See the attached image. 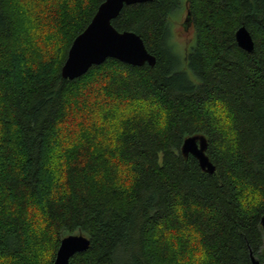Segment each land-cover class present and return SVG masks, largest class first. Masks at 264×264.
<instances>
[{
  "label": "trees",
  "instance_id": "1",
  "mask_svg": "<svg viewBox=\"0 0 264 264\" xmlns=\"http://www.w3.org/2000/svg\"><path fill=\"white\" fill-rule=\"evenodd\" d=\"M103 1L57 0L59 31L44 20L33 47L23 4L0 0V259L53 264L60 240L84 234L91 245L70 264L264 262V0L186 2L194 79L168 41L182 0L125 5L113 20L143 38L154 66L110 58L64 79L70 46ZM242 26L253 51L235 38ZM41 39L58 51L42 57ZM99 80L116 105L95 114L82 90ZM71 110L86 119L61 149ZM193 135L207 138L215 173L183 155Z\"/></svg>",
  "mask_w": 264,
  "mask_h": 264
},
{
  "label": "water",
  "instance_id": "2",
  "mask_svg": "<svg viewBox=\"0 0 264 264\" xmlns=\"http://www.w3.org/2000/svg\"><path fill=\"white\" fill-rule=\"evenodd\" d=\"M150 0H104L88 26L71 44L68 56L62 67V77L75 80L88 73L94 65H101L108 59H117L123 63L143 66L148 63L154 66L157 58L146 47L143 38L133 31H120L113 25V20L120 15L125 5ZM188 3V0H186ZM191 11L188 10L184 27L188 30L193 21ZM237 42L245 50L253 51L255 41L246 26L236 32ZM207 138L204 135H193L185 139L182 144V153L185 156L192 154L199 160L202 170L215 173L216 166L208 157ZM264 229V215L261 217ZM60 246L53 264H70L71 259L81 252H85L91 245V240L84 234H70L60 240ZM252 264H264L252 253Z\"/></svg>",
  "mask_w": 264,
  "mask_h": 264
},
{
  "label": "rangeland",
  "instance_id": "3",
  "mask_svg": "<svg viewBox=\"0 0 264 264\" xmlns=\"http://www.w3.org/2000/svg\"><path fill=\"white\" fill-rule=\"evenodd\" d=\"M19 1L21 2V4H23L22 7H23V13L25 17L24 20L30 31L29 33H31L32 38L35 39V41L33 40V43L31 46L35 47L34 45H36V42L38 41V38H39L38 35H41L39 29L44 23V20H50V22L52 23L51 24L52 28L57 26L53 31H56V30L59 31L60 20L58 19L59 21L58 22L56 19L58 18V14H57L58 12L57 10L55 11V6H54L57 0H19ZM182 1L183 3L180 4V7L176 9V13H174L173 17L170 19L171 26H169L170 34H169L168 41L170 42V44L173 47L174 52L176 53V55H178L180 59V62H181L180 68L182 69L184 68V70L189 72L191 79H194L195 76L189 70L187 66V63H188L187 59H188V52L191 49V46L194 44V40L192 41V38H194L195 36V28L194 26H192L193 23L190 26H187L188 30H186V28L184 27V23L186 22L188 10H187V3H186L187 1L185 0H182ZM49 2H53V5H52V9L48 11L45 5L48 4ZM54 38L59 39L60 36L57 37L56 35H54ZM40 42L41 43L38 46L42 44L40 46L41 51H39L40 53L42 52L41 53L42 57H46L47 55H49L50 50L54 51L55 49L56 51H58L56 47L49 46L48 43L44 39H41ZM91 84L92 85L86 86V88H83L82 90V91H85L84 98L86 100L85 102L86 107L91 110L90 111L91 113L95 112V114H97L101 110L100 108L103 109L102 107L103 105H106L104 106V108L109 107L111 105L113 106L116 105L115 100H112L110 98H106L103 96V92L99 88V86L101 85L100 80L98 81V83H91ZM97 106H100V107H97ZM84 118H85L84 112L76 113V112H73V110H71V112L68 111L67 119L63 121V123H61L58 128L59 134H60V136H58L59 142L61 143V146H62L61 149H64V146H66V144L71 140V136H70L71 133L73 132V130L77 128L78 125L81 124L80 122H82ZM73 138L75 140V137ZM61 149L56 150L53 154V159H52L53 161H51V164L54 165L53 166L54 168L58 166L59 164L58 162H60L62 159V158H59L61 151H63ZM0 264H4V262L1 259H0Z\"/></svg>",
  "mask_w": 264,
  "mask_h": 264
}]
</instances>
